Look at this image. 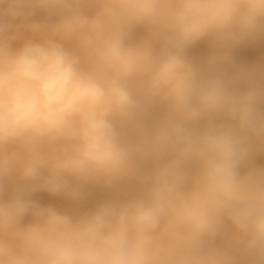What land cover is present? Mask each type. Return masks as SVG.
<instances>
[{
    "label": "clouds",
    "instance_id": "obj_1",
    "mask_svg": "<svg viewBox=\"0 0 264 264\" xmlns=\"http://www.w3.org/2000/svg\"><path fill=\"white\" fill-rule=\"evenodd\" d=\"M257 42L264 0H0V264H233L229 226L264 264V81L231 83ZM125 178L85 214L34 199Z\"/></svg>",
    "mask_w": 264,
    "mask_h": 264
},
{
    "label": "rangeland",
    "instance_id": "obj_2",
    "mask_svg": "<svg viewBox=\"0 0 264 264\" xmlns=\"http://www.w3.org/2000/svg\"><path fill=\"white\" fill-rule=\"evenodd\" d=\"M139 32H141V31L138 30L137 34ZM139 36H140V33H139ZM139 36L137 35V38ZM216 52H217V50L210 48L206 42H200V43L196 44L195 46H193L189 50V56L191 57V59L194 62L200 63V62L205 61L209 56L214 55ZM233 55L238 59V61H240L241 65H242V70L235 72L231 77V83L233 84V86L242 85L249 78H254V79H257L260 81H264V42L242 44L233 50ZM250 162L255 164V165L264 166V144H258L257 146H255L253 148L252 153L250 155ZM142 171L144 173V170H142ZM132 189L136 190L137 187L132 186ZM37 195L34 194V197H37L36 200H38V202L40 201L39 200L40 198L43 199L45 197V200L47 199L46 204H44V203L41 204V205H45V206L47 205V202L51 203L53 200L54 203H56V201H57V203L59 202V204H58L59 206L64 207L65 204L63 205L62 203H63V200L65 198H67L66 196L64 197L63 195H53L52 197L50 196L51 197V202H50L49 198H48L49 194L47 192H45V193L41 192ZM61 197L62 198L64 197L63 200L61 199ZM60 199L62 201L61 205H60V202H61ZM45 200H43V201H45ZM70 201L72 202V199H70L69 202H67V204L71 205ZM59 206L57 207V209H59ZM62 207H61V209H62ZM81 209L77 210V208H76L77 211L75 210V213H74V210H73L72 213L73 214H85V213H87V209L84 208L85 211H84V209L83 210H81ZM64 212H67V209H64ZM88 212H90V211H88ZM231 229H232L231 226H229L226 229L225 233L229 232V231L230 232L227 233V236L225 238H224L225 235L223 236L224 240L226 238H230V240H227L228 241L227 244H230L233 242V235L232 234L234 231L232 232ZM251 264H254L253 260L251 261Z\"/></svg>",
    "mask_w": 264,
    "mask_h": 264
},
{
    "label": "bare ground",
    "instance_id": "obj_3",
    "mask_svg": "<svg viewBox=\"0 0 264 264\" xmlns=\"http://www.w3.org/2000/svg\"><path fill=\"white\" fill-rule=\"evenodd\" d=\"M40 17H37V19H39ZM19 19H9V23L12 24V25H16L19 23L18 21ZM140 35H142V31L139 32ZM139 33L137 34L136 33V37L137 35L139 36ZM153 114H156V110L153 109ZM140 167L142 170H144V174H151L152 172V165L150 162L148 161H141V164H140ZM143 172V171H142ZM132 186H136L137 189L133 190L132 189ZM139 183L137 181V179L135 178H125V179H122L118 182H116V184L113 186V187H105V184L104 182L101 180V181H97V182H90V183H87L83 186L82 188V197L81 199L79 200H72L71 202V205L70 204H67V202H69L70 198H65L63 200V198L65 197H61V199L63 200V203L60 199V205L61 203L64 205V207L62 206H59V202L57 203H54V201L52 200L51 202V197L53 196L52 194L50 195L49 194V202H47V205H51V206H54L55 208H57L59 206V209L58 210H63L64 212V209H67V212L68 213H71L73 214V210H74V213H75V210L77 208V210L81 209L83 210L84 208L87 209V213L88 211H92L95 209V207L103 202V201H106V200H123V199H126L128 198L129 196L135 194L138 190H139ZM45 193L46 191H37L35 192L34 194H39V193ZM38 196V195H37ZM51 196V197H50ZM35 200L37 199V197H34ZM53 199V198H52ZM39 203L40 204H46V200H45V197L42 199L40 198L39 199ZM42 200V201H41ZM45 200V201H43ZM68 200V201H67ZM38 201V200H37ZM67 201V202H66ZM58 205V206H57ZM62 207V209H61ZM79 208V209H78ZM84 209V211H85ZM76 210V211H77ZM66 211V210H65ZM232 232L234 231L233 229H231ZM230 232V231H229ZM229 232H226L224 235V238L227 236V233ZM233 235V234H232ZM232 237V236H231ZM224 238H220L217 240V245L221 248H224L228 251V254L229 256L232 258V261H233V264H251V261L253 260L251 257H248V256H244V255H241L240 252L238 251V245H237V242L236 240L233 238V242L230 243V244H227V240H230V238H226L224 240Z\"/></svg>",
    "mask_w": 264,
    "mask_h": 264
}]
</instances>
